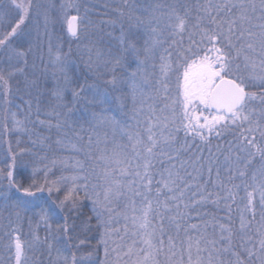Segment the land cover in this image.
I'll return each instance as SVG.
<instances>
[{
    "label": "snow or ice",
    "instance_id": "snow-or-ice-1",
    "mask_svg": "<svg viewBox=\"0 0 264 264\" xmlns=\"http://www.w3.org/2000/svg\"><path fill=\"white\" fill-rule=\"evenodd\" d=\"M125 6L129 28L125 31L121 27L116 52L102 54L97 50L93 60L92 49H88V66L95 69V82L89 83L87 78L83 82L73 79L68 54L62 56L57 48L52 73L57 84L52 95L60 109L55 112L58 130L65 126L72 128L83 121L89 126L111 127L115 137L116 129L123 125L120 132L127 137L128 144L113 138L108 150L105 133V151L97 157L103 162V169L96 182L91 178L95 170L89 173L79 160L71 165L67 159L60 161L63 168L76 171L53 178L51 166H30L27 149L13 152L9 146L10 162L5 158V166L0 168V213L8 210L17 222L26 218L31 225L35 220L37 226L43 224L50 233L70 236L76 227L73 213H79L83 201H91L97 231L103 229L98 244L104 246L105 264L113 233L122 242L113 241L111 253L116 255L115 264H257V261L264 264V95L258 97L246 91V81L240 74L243 67L249 71V79L264 83V0H204L203 3L198 0L195 14L187 5L178 3H157L144 8L145 16L137 13L138 3L129 4L125 0ZM32 7V0H0V57L9 64L15 61L9 76L24 74L28 66L27 57L33 51L28 24ZM61 8L62 27L69 37L79 40L84 18L79 15L77 5L68 0ZM73 8L76 14L71 13ZM121 16L125 13L121 12ZM142 31L146 36L143 43ZM167 38H172L176 58L165 48L157 63V50ZM257 66L261 69L259 74L255 71ZM0 81L7 85L2 71ZM28 87L39 93L37 80L30 81ZM65 91L71 92V107L63 103ZM7 92L6 88L5 103ZM257 100L261 104L259 110L251 106ZM156 101H161L162 106ZM80 103L83 111L74 117L75 105ZM145 107L148 116L142 135L129 130L131 126L123 117L131 111L139 127L138 117ZM13 120L15 130H27L23 121L15 120V114ZM38 123L46 122L38 119ZM231 127L242 131L234 145L235 156L231 155L230 146L224 166L230 181L240 178L241 185L233 184V187L243 186L245 211L252 215L251 218L241 215L238 232L231 225L219 224L208 234L206 227L201 230L196 224L185 223L188 213L182 211V206L189 209L194 204H203L210 200L212 193L205 195L206 188L199 183L202 157L193 161V172L187 171V162L180 159L187 144H177V133L183 130L186 135L207 141L209 136H220ZM88 140L91 144L92 137ZM56 143L73 152L82 150L71 141L65 143L58 139ZM165 159L167 166L154 173L155 162L163 166ZM56 163L52 161L53 166ZM213 163L218 161H209V174ZM182 170L192 178L190 182L181 175ZM219 171L217 168L218 177ZM189 189H194L191 197L200 194L199 200L185 202ZM236 195L229 188L225 199L235 202ZM257 196L259 221L256 220ZM218 199L217 194V200L212 202L218 203ZM122 201L123 209L118 211ZM117 216L126 222L123 236L113 224ZM128 236L131 244L125 241ZM236 236L241 241L238 247L233 244ZM34 239L40 238L34 234ZM9 251H14L15 264H26L25 244L19 235L9 244ZM72 264H76L75 256Z\"/></svg>",
    "mask_w": 264,
    "mask_h": 264
},
{
    "label": "rangeland",
    "instance_id": "rangeland-1",
    "mask_svg": "<svg viewBox=\"0 0 264 264\" xmlns=\"http://www.w3.org/2000/svg\"><path fill=\"white\" fill-rule=\"evenodd\" d=\"M67 2L68 0H32L33 7L28 24L32 32L33 51L27 57L28 66L26 67L24 74L16 73L13 76H9L8 72L13 70L15 61L9 64L2 57H0V71H2L5 79L7 80V85H5L4 81H0V130L5 129L6 126L7 129L10 130L11 134V137L9 136L8 138H0V146L4 143V139L6 140V144L13 143L18 146L26 133V131L15 130L13 114H15V120L23 121V127L25 128L28 120V117H26V112H31L33 110H31V108L27 109V104L26 106L21 105L20 98H24L26 102L28 101L29 104H31V102L36 100L39 95V101L41 102L39 103V111L43 113L46 120L51 117L57 122L58 117L56 116L55 112L60 109L57 108V100L52 95V90L57 84V81H55L52 77L55 67L53 61L55 59L57 48H59L62 56L64 54H68L67 60L69 62L70 75L73 77V79H78L80 82H82V67H85L86 65L88 66L89 64V60H87L89 58L88 49H92L93 60L96 59L95 54L97 50H99L102 54H107L109 51L115 53L119 48V42L117 38L121 34V27L123 26L125 31H127L129 28L128 21L126 24L124 17L121 16V12H124L126 16L128 11L124 4V0H71L72 3L77 5L79 9V15L84 18V25H82L83 34L81 38L79 40L71 38L68 36L66 29H64L61 25V5H64ZM133 2H136L139 5L137 13L145 16L147 13H145L143 9L146 7L151 8V6L161 3V0H152V3H146L142 0H130L128 3L131 4ZM162 4L168 3L162 2ZM106 8L111 9L109 16L106 15ZM71 13L76 14V9H71ZM140 34L142 36L141 43H143V39L146 38V36L143 31ZM186 38L187 36L184 38L185 47H187L188 44V40ZM176 39L178 40L179 37ZM49 41L51 42L52 47L51 55L49 54ZM166 46H168L169 49L172 47L175 49V47L172 46L171 41L169 43L166 42L157 50V63H159V55L163 53L165 48H167ZM86 55L87 59L85 58ZM175 58L176 57L173 55V59ZM82 64H85V66ZM255 71L257 74H259L261 69L257 66ZM240 74L246 81V91L254 93L258 97L264 95V83H261L259 80L249 79V71L244 70L243 67L241 68ZM93 77L91 81L95 82V75ZM32 80H37L39 83V93L36 89L28 87V83ZM99 82L103 83L102 80ZM60 84H63L62 80L60 81ZM6 88L8 90L7 103H5L4 97ZM10 95L12 96L11 99L9 98ZM68 96H71V92L65 91L63 103L68 104L66 101ZM150 103H152V101H150ZM156 103L162 106L161 101H156ZM251 106L257 110L261 108L259 100L252 102ZM34 110H37V106L34 108ZM64 111H66V109ZM146 111L147 108L145 107L144 112ZM49 113H51V115H49ZM62 118L63 117H60V119ZM89 127L97 130L101 126ZM107 128L110 129V134L108 137L110 138L111 143L113 138L120 143L124 142L117 138V135L121 133L118 128L116 129L115 137H113L112 128ZM129 130H131V128ZM227 131L236 132L237 137L235 138V142L237 143L242 130L231 127ZM259 139V134H257V140ZM66 151L68 152H65V154L60 156L42 158L35 161L27 159V162L30 166H36L40 168H43L45 165H49L52 167V172L54 171V168L60 167L59 170L61 173L59 175L53 174V178L58 177L61 174L71 175L76 171V169L71 167L63 168L59 162L67 159L71 165L74 164L79 159V157L77 152L70 150ZM128 151L129 155H131L130 148ZM235 154V148L233 146L231 147V155L234 157ZM225 156L226 155H224V157ZM5 158H7V156H0V168L5 166ZM8 160L10 162V158H8ZM54 160L57 163L53 166L52 161ZM220 161L224 165V158L223 161ZM255 163L258 164L259 161L257 160ZM224 171V179L216 182V184L214 182L212 183V186H214V188L218 191L216 193L224 196V203H228V201H226L227 199L225 198L227 197V189L231 188L234 193H237L236 196L240 208V217L243 214L246 217L251 218L252 213L245 211L246 199H242L245 197L243 186L240 188H234L233 184H227L226 177L229 174L226 169H224ZM249 183H251L250 180ZM235 184L241 185L240 178H238V182ZM256 220H260L258 196L256 198ZM80 231L81 230L78 229V226H76L75 230L70 236L63 234L62 232L50 233L47 229H45L43 224L37 226L35 220L32 221L31 225L26 218L17 222L14 214H11L8 210H5L0 213V236H3V238L0 240V264H14V251H9V244L16 235H19L25 244L26 264H72L73 256L76 258V264H105L106 257L104 253V246L103 252L99 258L95 254L96 251L93 250L94 246L90 245L91 247L84 248L83 244L87 240L84 238V236H89L90 234L84 232L83 234L80 233L78 236L77 233ZM34 234L39 236V241L34 239ZM114 235H116V233L112 234L113 239L109 241L110 255L107 257V264H115L116 261L115 253H111V248L115 246L113 241H115L116 244L122 243L116 239ZM252 235H255L254 231ZM236 238L235 246L238 247L241 241L239 236H236ZM45 240H47V243H45ZM125 240H127L128 244H131L130 236L125 237ZM81 241L84 242L81 243ZM49 244L52 245L51 248H49ZM84 245L87 246V244ZM161 259H163V257H161ZM257 264H259V261H257Z\"/></svg>",
    "mask_w": 264,
    "mask_h": 264
},
{
    "label": "trees",
    "instance_id": "trees-1",
    "mask_svg": "<svg viewBox=\"0 0 264 264\" xmlns=\"http://www.w3.org/2000/svg\"><path fill=\"white\" fill-rule=\"evenodd\" d=\"M146 3H152V0H142ZM130 2V0H128ZM178 3L180 5H187L189 8L192 9L193 14H195V5L198 2V0H161V3ZM200 3H203L204 0H199ZM108 3V2H107ZM106 3V4H107ZM125 4V0H124ZM110 6V4L108 3ZM111 7V6H110ZM150 8V7H146ZM110 8H106V15H110ZM126 10V7H125ZM125 23L127 24V18L124 16ZM166 34V33H165ZM167 36V34H166ZM172 38H167V42L169 43ZM187 39V38H186ZM169 48L168 46H166ZM173 47L170 49L172 51L173 55L175 56V51ZM87 59V55L85 56ZM93 59V58H92ZM89 60V58L87 59ZM85 66V64H82ZM89 65V64H88ZM89 67L86 65L85 67H82V76L81 80L82 82L85 80V78L88 79L89 83H93L92 77L94 76L95 69L94 67L92 69H89ZM94 78V77H93ZM78 80V79H77ZM5 94V93H4ZM5 97V96H4ZM10 95V99H11ZM66 101L68 102L69 106H72V96H68ZM39 103H41L39 101ZM150 103V101H149ZM20 104L23 106H26L27 109L31 108L33 111L26 112V117H28L27 125L25 126L26 133L23 136V140L19 143L18 146H16L13 143L6 144V140H3V144L0 146V156H7V158H10L9 156V146H11V149L13 152L19 151L20 148H24L28 150V157L27 159L30 160H37L42 158H52L56 156H60L65 154L67 149L61 147L56 143L58 139H62L65 143H68L71 141L72 143H76L79 147H81V151L77 152V155L79 157V161H81L85 168L89 171V173L92 172V170H95V174L91 177L93 182H96V177L102 172L103 162L97 157L101 156L103 152L105 151V133H107V137L110 134V129L107 127H100L97 130H94L88 126V124L83 123V121H80L79 125H74L72 128H69L67 126L63 127L61 130H58L55 127V124L57 123L55 119H52L51 117L46 120L43 113L39 111V114L37 113V110L35 111L34 108L37 106V99L33 100L31 102V107H28L29 102L24 99L20 98ZM130 107V105H129ZM76 111L73 113V116H79L80 113L83 111V104H76L75 105ZM131 111L128 112V115L126 117H123V119L126 121L128 125L131 126V130L133 132L139 131L142 135L144 134V121L146 119V116H148V112H144L138 119L140 120L139 127L137 126V120L132 118ZM25 116V115H24ZM30 117V118H29ZM34 119V121H33ZM39 120H44L46 123L44 125H41L38 123ZM49 124H51V127H49ZM120 127H123L121 125ZM120 127L118 129L120 130ZM7 127L5 126V129L0 130V138H8L11 137L10 130H6ZM67 133V135H65ZM89 136L92 137V142L89 144ZM82 137V138H81ZM178 145H184L187 144V147L184 151L181 152L180 159L183 161H186V168L187 171L193 172V161H195L197 158L202 157L203 159L200 161L203 164V168L200 169V176H199V183L204 185L206 188L205 195L207 193H212V197L210 200L206 201L203 204H194L190 206L189 209H183L182 211H185L188 213V216L186 217L185 223L186 224H196L200 227L201 230H204L205 227L207 228V233L212 234L214 230V225L219 224H225V225H231L234 229V231L238 232V226H239V219H240V208L237 196L235 197V202H233L231 199H227L228 203H224L223 201L224 196L221 194H218L216 192L217 189L212 186V183L220 181L221 179H224L225 175V166L221 163L220 160L223 161L224 155L229 154L230 146L233 147L236 142L235 138L237 137L236 132L232 131H225L220 136L212 135L208 137L207 141H201L199 137H194L191 134L186 135L185 132L180 131L177 134ZM117 138H119L124 144L128 143L127 137L122 135L121 133L117 135ZM112 147V143L110 138H107V148L110 150ZM131 152V149H130ZM216 160L218 163L211 164V174L208 172L209 167V161L210 160ZM156 166L153 170L154 173L158 172L159 170H162V167L167 166L168 161L165 159L163 166L159 162H155ZM44 166V165H43ZM177 167H179V163H177ZM217 168H219V177L217 176ZM60 167L54 168L53 174L59 175L61 171L59 170ZM195 174V173H194ZM181 175L185 177L186 181H191V177L186 176L184 171H181ZM159 177L157 176V179ZM226 182L229 185L235 184L238 182V177L235 180L230 181L228 179V176L226 177ZM155 188V185H153ZM194 189H189L188 194L185 196V202H188L191 200H199L200 194L198 193L195 197H191L190 194L193 192ZM217 194L219 196L218 203H213V200H217ZM166 195V194H164ZM164 195L161 196V200L164 199ZM153 198L155 197V192L152 193ZM137 203L139 205L140 198L137 197ZM171 204V201H169ZM229 205L230 207H226L225 205ZM92 204L91 201L85 200L83 201V207L79 210V213H73L72 219L76 222V226H78V229L81 230L77 235L79 236L80 233H88L90 234L85 235L84 238L87 240L85 241L84 248L91 247L90 245L94 246L93 250L96 251L95 254L100 258L101 253L103 252V245L98 244V239L100 236V232L103 231V229H100V231H97V222L95 219L94 214L91 211ZM123 209V201L120 203L118 211ZM175 211V209H173ZM118 221V222H117ZM158 222V221H157ZM165 226L168 225V220L165 219L164 221ZM114 226L120 229L119 235H124V224L125 221L122 217L117 216L115 220L113 221ZM122 225V226H121ZM85 230V231H84ZM88 231V232H87ZM90 232V233H89ZM85 233V234H86ZM172 234L175 235V230H172ZM193 235H196V232H192ZM181 236H183V232H181ZM114 237L117 239V234L114 235ZM3 238V236H0V240ZM236 237H234L233 244L235 246ZM82 240V239H80ZM119 240V239H118ZM120 241V240H119ZM127 242V240H125ZM96 247V248H95ZM237 247V246H235Z\"/></svg>",
    "mask_w": 264,
    "mask_h": 264
},
{
    "label": "water",
    "instance_id": "water-1",
    "mask_svg": "<svg viewBox=\"0 0 264 264\" xmlns=\"http://www.w3.org/2000/svg\"><path fill=\"white\" fill-rule=\"evenodd\" d=\"M14 264H15V261H14Z\"/></svg>",
    "mask_w": 264,
    "mask_h": 264
}]
</instances>
